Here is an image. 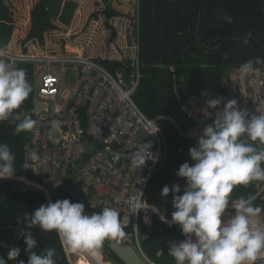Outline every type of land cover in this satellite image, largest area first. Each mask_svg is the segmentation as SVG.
Wrapping results in <instances>:
<instances>
[{
  "label": "trees",
  "instance_id": "16d2710c",
  "mask_svg": "<svg viewBox=\"0 0 264 264\" xmlns=\"http://www.w3.org/2000/svg\"><path fill=\"white\" fill-rule=\"evenodd\" d=\"M225 16L232 17V22L226 23ZM91 34H95L94 40ZM88 35L91 42L82 43L80 38ZM245 39L249 43L245 44ZM0 45L10 46L11 54L26 57L84 56L114 75L123 74L128 83L138 79L133 99L148 117L155 118L173 114L188 94L203 88L229 94L227 74L250 59L264 58V0H0ZM16 67L26 70L33 88L22 109L17 110L25 113L35 107L36 68L29 61H20ZM14 130L15 123H0V143L9 145L16 157L14 175L32 178L25 168L29 134H14ZM160 131L166 156L149 184L145 200L165 211L163 187L179 183V194L186 190V178L177 172L183 163L193 164L189 158L192 143L169 121L162 122ZM247 142L260 146L259 141ZM18 183L12 178L0 179V230L21 229L20 261L27 264L29 259L23 234L31 231L38 242L32 251L39 254L54 248L56 264H72L55 231L44 232L39 226L28 229L23 222L26 213H34L50 201L46 193L17 190L14 186ZM259 183L237 185L230 198L253 197ZM70 186V178L60 187L50 185L51 202L65 198L78 202ZM168 197L173 200V193ZM252 203L264 209V194ZM103 209L85 205L89 215ZM119 217L123 224V214ZM124 230L125 238L105 240L101 250L116 264L125 263L111 244H127L134 232L133 220ZM138 232L144 252L155 264H176L168 253L170 243L185 239L181 228L155 216L151 227L139 218Z\"/></svg>",
  "mask_w": 264,
  "mask_h": 264
},
{
  "label": "built area",
  "instance_id": "2783aa9c",
  "mask_svg": "<svg viewBox=\"0 0 264 264\" xmlns=\"http://www.w3.org/2000/svg\"><path fill=\"white\" fill-rule=\"evenodd\" d=\"M11 56L16 58L12 67L20 61L35 64L39 79L35 102L41 104L24 113L38 123L33 130L26 131L30 139L25 145V168L32 178L24 177L17 189L42 190L51 201L49 186L60 187L70 178V193L75 200L90 209L115 208L123 214L126 225L133 220L134 232L129 238L148 264L155 262L142 248L139 218L151 227L155 216L161 220L164 215L168 222H162L181 228L179 224L169 223L172 220L169 212L172 214L176 209L168 196L164 199L165 211L145 200L149 184L166 156L160 131L162 122L173 124L194 147L203 129L216 119V111L222 110L229 100H236L249 119L264 112V67L258 65L254 66L257 71L248 73L242 72L241 67L232 69L225 78L229 94L203 88L199 93L188 94L173 114L150 118L133 99L138 79L128 83L123 74L114 75L84 56ZM67 72H74V82L67 80ZM213 99L221 100L217 109L207 107V102ZM53 120L62 125L54 134L55 142L48 136ZM142 143L151 145L146 151L155 159H149L137 169L131 164V156ZM32 152L40 156L38 161L31 159ZM189 158L194 164L190 155ZM263 194L264 182H260L252 202ZM153 207L159 212H153ZM234 214L229 204L223 219ZM146 217L149 222L145 221ZM257 219L264 223L263 214Z\"/></svg>",
  "mask_w": 264,
  "mask_h": 264
},
{
  "label": "clouds",
  "instance_id": "9594fccd",
  "mask_svg": "<svg viewBox=\"0 0 264 264\" xmlns=\"http://www.w3.org/2000/svg\"><path fill=\"white\" fill-rule=\"evenodd\" d=\"M224 21L231 23L232 17L225 16ZM244 43L249 41L245 39ZM10 52V46L0 45V123H15L14 134H19L33 130L38 121L25 116L22 110L17 111L22 109L33 88L26 70L12 67L16 58ZM261 64L264 58L258 56L244 62L240 70L254 72L257 71L254 66ZM220 103V99H213L207 102V107L217 109ZM215 115L213 123L203 129L197 146L189 149L195 163L185 162L177 172L179 177L186 178L184 194H179V183L171 188L166 185L161 191L164 197L173 193L176 210L169 223L179 224L185 236L171 244L168 254L176 264H257L258 261L264 264V223L257 219L264 209L254 206L251 198H230L237 185L264 182V112L249 119L236 100H229ZM61 127L59 121L51 122L48 136L54 142V134ZM248 140L259 141L260 146ZM149 147L150 144L142 143L131 156V164L137 169L149 159H155L148 155ZM31 159L38 161L40 156L32 152ZM15 160L9 145L0 143V179L13 177L17 171ZM229 204L235 214L223 219ZM139 209L137 204V212ZM151 210L159 212L155 207ZM160 218L168 222L166 216ZM145 221L149 222L147 217ZM23 222L28 229L39 226L44 232L55 231L66 251L87 252L97 257L105 240L123 239L126 235V225L115 208L105 207L102 212L89 215L83 203L67 198L49 201L34 213H26ZM23 237L29 254L27 264H56L54 248L38 254L32 251L38 244L32 232H26ZM20 252L19 247H13L7 257L16 260ZM0 264H7L2 256Z\"/></svg>",
  "mask_w": 264,
  "mask_h": 264
},
{
  "label": "rangeland",
  "instance_id": "374dc122",
  "mask_svg": "<svg viewBox=\"0 0 264 264\" xmlns=\"http://www.w3.org/2000/svg\"><path fill=\"white\" fill-rule=\"evenodd\" d=\"M91 38L94 40L95 34H91ZM92 39H90V37L88 35L87 37H82V39L80 38V41L84 44H89ZM71 75H72L71 73L67 72L66 76H67L68 81H72V79L70 78ZM182 117L184 120H186L185 116H182ZM12 179H14V178L12 177ZM16 181H19L18 178ZM13 228H14L13 230H18L19 232L21 231V229L19 227H13ZM13 230H10L9 228H7L2 233H0V256H2L6 260L7 264H16L15 263L16 260L12 261V260H9L7 257L8 251L13 247H18V243H19V240H17V238H16L17 236L15 235ZM101 254H102V257H103L105 262H110L112 264H115V262L112 261L106 254H103V253H101ZM77 258H78V253H72L71 252L70 261L72 264H75ZM90 259H92V258H90ZM18 264H19V261H18Z\"/></svg>",
  "mask_w": 264,
  "mask_h": 264
},
{
  "label": "water",
  "instance_id": "95a60500",
  "mask_svg": "<svg viewBox=\"0 0 264 264\" xmlns=\"http://www.w3.org/2000/svg\"><path fill=\"white\" fill-rule=\"evenodd\" d=\"M111 249L125 264H148L132 244L114 242L111 244Z\"/></svg>",
  "mask_w": 264,
  "mask_h": 264
},
{
  "label": "crops",
  "instance_id": "0c3cea01",
  "mask_svg": "<svg viewBox=\"0 0 264 264\" xmlns=\"http://www.w3.org/2000/svg\"><path fill=\"white\" fill-rule=\"evenodd\" d=\"M69 73L72 74V75L70 76V78L72 79L71 82H74V80H75V74H74V72H69ZM36 77H37V85H38L39 79H38L37 72H36ZM35 93H36V89H35ZM36 105H37V106H41V104H37V103L35 102V94H34V106L36 107ZM35 107H34V109H35ZM13 178L16 179V180H17V178H18V180H19V181H18V182H19L18 185H15L14 188L17 189L18 186L21 187L22 184H23V181H22V180H23L24 177H22V176H18V177H17L16 175H13ZM16 186H17V187H16ZM17 190H18V189H17ZM123 224L126 225L125 222H124V218H123ZM7 228H9L10 230H13V229H14L13 227H7ZM7 228L1 229V230H0V233H2V232H3L5 229H7ZM13 231H14L15 235L17 236V237H16L17 240H20V237H21V235H22V231H20V232H19L18 230H13ZM193 239H195V237H193ZM126 242H127V244H132L133 246H135V245L133 244V242L130 240L129 237L127 238ZM131 242H132V243H131ZM18 245H19V243H18ZM19 259H20L19 257L16 258V262H15L16 264H18V261H19V264H21V261H20Z\"/></svg>",
  "mask_w": 264,
  "mask_h": 264
},
{
  "label": "bare ground",
  "instance_id": "6f19581e",
  "mask_svg": "<svg viewBox=\"0 0 264 264\" xmlns=\"http://www.w3.org/2000/svg\"><path fill=\"white\" fill-rule=\"evenodd\" d=\"M88 256L92 259H90ZM75 264H112V263L105 262L101 253L97 257V256H93L87 252H79L78 258H77Z\"/></svg>",
  "mask_w": 264,
  "mask_h": 264
}]
</instances>
